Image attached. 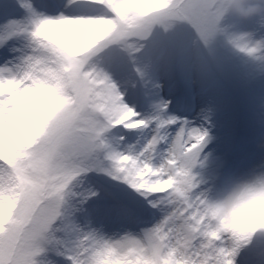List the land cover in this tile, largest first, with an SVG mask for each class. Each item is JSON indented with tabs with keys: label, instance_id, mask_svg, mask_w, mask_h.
Here are the masks:
<instances>
[{
	"label": "snow or ice",
	"instance_id": "6c2138e0",
	"mask_svg": "<svg viewBox=\"0 0 264 264\" xmlns=\"http://www.w3.org/2000/svg\"><path fill=\"white\" fill-rule=\"evenodd\" d=\"M6 2L0 264H264V174L210 194L193 173L205 111L197 126L172 109L211 77L201 49L224 31L213 0Z\"/></svg>",
	"mask_w": 264,
	"mask_h": 264
},
{
	"label": "rangeland",
	"instance_id": "374dc122",
	"mask_svg": "<svg viewBox=\"0 0 264 264\" xmlns=\"http://www.w3.org/2000/svg\"><path fill=\"white\" fill-rule=\"evenodd\" d=\"M12 4H3L2 11H12ZM223 32L201 49V56L211 69V77L198 81L174 100V113L197 123L201 117L210 139L204 149L207 160L193 173L205 183L202 188L215 195L229 182L250 179L264 174V50L249 56L237 50L228 35L245 34L255 44L264 42V19L242 20L227 16L220 22ZM46 253L37 260H47ZM57 264H66L56 257Z\"/></svg>",
	"mask_w": 264,
	"mask_h": 264
},
{
	"label": "clouds",
	"instance_id": "9594fccd",
	"mask_svg": "<svg viewBox=\"0 0 264 264\" xmlns=\"http://www.w3.org/2000/svg\"><path fill=\"white\" fill-rule=\"evenodd\" d=\"M213 4L222 19L227 16H234L242 20L253 17L264 19V0H213ZM220 203L222 200H213L207 206L209 219L212 223L217 222V218L212 215L214 206Z\"/></svg>",
	"mask_w": 264,
	"mask_h": 264
}]
</instances>
